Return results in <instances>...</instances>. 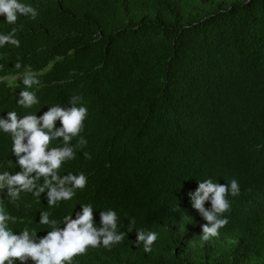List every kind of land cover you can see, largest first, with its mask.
<instances>
[{"label": "trees", "instance_id": "16d2710c", "mask_svg": "<svg viewBox=\"0 0 264 264\" xmlns=\"http://www.w3.org/2000/svg\"><path fill=\"white\" fill-rule=\"evenodd\" d=\"M20 2L39 15L17 21L20 47L0 48V76L43 71L40 103L18 108L21 82L0 83V117L10 110L40 116L82 97L88 143L61 173L83 172L88 185L54 209L43 197L22 194L19 208L8 204L23 218L14 231L28 226L42 237L49 229L38 224L39 212L62 220L74 209L75 219L90 203L98 226L99 212L115 210L127 236L73 264H264V0ZM4 20L6 34L12 26ZM7 159L15 163L0 132V163ZM209 178L219 184L235 178L241 194L229 197L220 237L202 246L206 221L187 193ZM140 229L158 233L151 253L134 243Z\"/></svg>", "mask_w": 264, "mask_h": 264}, {"label": "clouds", "instance_id": "9594fccd", "mask_svg": "<svg viewBox=\"0 0 264 264\" xmlns=\"http://www.w3.org/2000/svg\"><path fill=\"white\" fill-rule=\"evenodd\" d=\"M39 12L31 4L20 0H0V16L12 27L4 34L0 33V48L20 47L16 38L22 25H17L21 17L36 20ZM22 63L14 68L20 70ZM37 72L31 67L15 75L0 76V83L9 85L21 82L24 90L16 97V106L31 109L40 103L36 92L41 86ZM69 106L54 105L42 115L25 114L21 116L16 110L6 111L0 117V132L11 141V159L0 163V264H73L77 257L86 256L89 250L104 248L111 251L113 247L124 242L127 233L120 231V218L112 209L99 212V226L95 222L93 206L80 205V211L63 216L62 220L53 218L52 212H39L38 224L49 230L42 237L37 236L34 228L25 226L14 231L13 226L23 223V218L8 211V204L19 208L22 194L31 195L37 200L46 199L49 209L57 208L61 203L74 199L77 191H83L88 185V178L83 173H61V169L77 158L76 149L87 146V139L81 135L84 131L88 108L82 103V97L74 95ZM59 121V127L56 122ZM76 140L73 145L72 141ZM59 141L61 146H54ZM85 159L91 154L83 153ZM15 166L18 170L11 172L8 168ZM195 191L187 193L190 204L206 223L202 225L201 245L210 239L219 238L221 229L229 224L226 213L231 211L229 197L238 198L241 194L239 182L233 178L228 184H219L212 179L200 183ZM7 200V203L5 202ZM209 203L210 208L205 204ZM129 231L135 228L136 220L128 221ZM60 225H63L62 227ZM158 240L154 231L136 230L135 245L142 244L144 253H151Z\"/></svg>", "mask_w": 264, "mask_h": 264}]
</instances>
